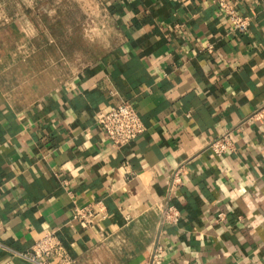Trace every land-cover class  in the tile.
Masks as SVG:
<instances>
[{"label": "crops", "instance_id": "crops-1", "mask_svg": "<svg viewBox=\"0 0 264 264\" xmlns=\"http://www.w3.org/2000/svg\"><path fill=\"white\" fill-rule=\"evenodd\" d=\"M50 2L0 0V264L52 229L74 264H264V0L232 1L246 32L213 0H96L111 35L79 66ZM123 102L147 129L117 148L97 121ZM72 196L106 218L73 224Z\"/></svg>", "mask_w": 264, "mask_h": 264}, {"label": "built area", "instance_id": "built-area-1", "mask_svg": "<svg viewBox=\"0 0 264 264\" xmlns=\"http://www.w3.org/2000/svg\"><path fill=\"white\" fill-rule=\"evenodd\" d=\"M233 0H213L228 17L236 31L246 32L250 26V19L241 16ZM206 50L209 53L214 52L212 45H208ZM254 117L263 119L264 108L254 115ZM98 124L109 140L115 147L121 148L128 145L133 140L146 132V126L140 118L135 107L129 102H123L113 106L108 112L98 117ZM209 149L218 157L226 156L235 150V142L232 133L227 132L218 139L209 144ZM66 184V181H64ZM181 183L180 169L176 171L173 180V187ZM71 195V193H70ZM73 198L72 223H79L84 228H90L99 224L106 218L105 207L102 202L81 204L78 199ZM182 218V213L174 205H167L163 211L162 223L171 225L177 224ZM225 215L221 213L219 220L224 219ZM1 224V221H0ZM59 231L52 229L45 232L35 240L32 247L24 252L12 251L16 257H19L32 264H74V259L62 243L59 237ZM164 253V247L161 244L155 246L152 252V263L160 264L161 256Z\"/></svg>", "mask_w": 264, "mask_h": 264}, {"label": "rangeland", "instance_id": "rangeland-1", "mask_svg": "<svg viewBox=\"0 0 264 264\" xmlns=\"http://www.w3.org/2000/svg\"><path fill=\"white\" fill-rule=\"evenodd\" d=\"M48 6L61 12V16L53 17L52 21L59 28L60 24L56 22L63 19V32L59 36L69 44L66 50L71 60L79 66L101 54L111 34L96 0H51L44 4V7Z\"/></svg>", "mask_w": 264, "mask_h": 264}]
</instances>
